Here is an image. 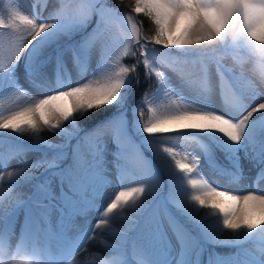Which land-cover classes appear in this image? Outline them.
Listing matches in <instances>:
<instances>
[{"label": "snow or ice", "instance_id": "6c2138e0", "mask_svg": "<svg viewBox=\"0 0 264 264\" xmlns=\"http://www.w3.org/2000/svg\"><path fill=\"white\" fill-rule=\"evenodd\" d=\"M47 3L33 0L31 13L17 0L0 6V94L29 96L18 79L22 59L31 86L51 93L0 113V264H188L192 236L185 225L207 228L218 242L239 249L212 264H264V194L222 191L201 168L202 157L216 175L239 181L236 154L243 149L264 181V0H134L126 15L121 0H58L42 18ZM134 14L151 18L152 35H141ZM77 33L81 39L74 40ZM124 56L136 63L123 65ZM66 60L85 72L94 62L96 70L86 81H50L45 65L54 62L57 81L67 80ZM141 65L150 83L129 121L124 101L140 83ZM161 99L169 103L157 105ZM143 105L152 114L148 120ZM106 106L119 115L90 130L81 125ZM45 130L62 142H50ZM170 141L177 146H167ZM25 143L54 155L27 161ZM192 145L198 154L183 150ZM217 150L230 158L231 169ZM13 162L18 166L8 171ZM112 173L118 189L101 209ZM26 184L34 191L24 198L19 189ZM240 203L245 211L237 215ZM165 221L174 249L156 246L166 241ZM118 222L122 229L113 228ZM70 230L78 235L70 238ZM256 237L258 251L240 247ZM90 242L108 254L99 257Z\"/></svg>", "mask_w": 264, "mask_h": 264}, {"label": "rangeland", "instance_id": "374dc122", "mask_svg": "<svg viewBox=\"0 0 264 264\" xmlns=\"http://www.w3.org/2000/svg\"><path fill=\"white\" fill-rule=\"evenodd\" d=\"M5 2V0H0V6H3V3ZM32 0H17L18 5L26 12L31 13L33 11L32 5H31ZM123 15H126L127 13H122ZM42 18H48V15H44L42 16ZM134 20L136 21V18L134 16ZM79 35V33H77L75 36ZM75 36L73 37V39L75 38ZM81 37V34H80ZM9 45H11V43H13L12 40L8 41ZM159 47V46H157ZM131 50H135L134 48H132ZM126 57V56H124ZM121 57V63H122V58ZM132 57V56H129ZM26 58H27V54H26ZM134 59V57H132ZM136 61V59H135ZM229 63H231V61L229 60ZM72 64V66L75 68L77 74L73 75V78H69L70 74H71V70L69 68V65ZM123 65H125L124 63H122ZM130 65H132L130 63ZM56 66V64H55ZM65 67L67 68V80H61V83H76V82H80L81 80L86 81L87 79L92 78V73L96 70V65L95 63H90L88 68L89 70L87 72L79 69L74 63L71 62V60H66L65 61ZM25 68V59H22L20 61V64L17 66V73H18V79L19 82L25 87V90L29 93L28 97H24V98H20L17 99V97L15 95L12 94H0V113H3L4 115H7L9 113V111L14 110L20 106L25 105L26 103L29 102V98H42L43 94H51L49 93H40L38 91V89H34L31 86V83L29 82V80L27 79V75L24 71ZM57 69V66H56ZM255 69L257 71H259L260 69V65L259 63H257L255 65ZM58 72V69H57ZM70 73V74H69ZM49 79V78H48ZM55 79H57V75L55 76ZM131 88L128 90L127 95H126V100L124 101V109L126 108V103H127V98H128V94L130 93ZM193 92L190 90H185V95L188 96L189 98H191L193 96ZM183 99V98H181ZM169 103V101L167 100H163L161 99L160 101H157V105H161V104H167ZM212 103L216 106V108L218 110H220V97L218 94H215L212 96ZM116 108V107H115ZM144 109H148L147 105H144ZM149 111V110H148ZM119 113L116 111V113L109 118L107 121L112 120L114 117L118 116ZM150 116V115H149ZM151 117H147L145 120L150 119ZM106 122V121H104ZM103 122V123H104ZM102 124V123H101ZM94 128V127H93ZM92 129V128H91ZM90 130V129H89ZM47 134V135H46ZM13 136H15V134H12ZM142 135V132H141ZM44 136L46 139H48L50 142L52 143H61V137L59 135H55L52 134L50 131L45 130ZM4 136L2 133H0V139H3ZM75 143V140L73 142V144ZM25 147L29 148V150L25 153L24 159L27 161H33L36 159L41 158L45 152H47L48 157L51 158L54 153L52 150L48 149L46 146H39L38 150H32L33 145L31 143L27 144L25 143L24 145ZM167 146L170 147H176L177 144L174 141H170L168 143ZM110 149L111 151H115V145H110ZM184 151H188V152H195L198 154V149L195 145L192 146H187L183 148ZM216 156L219 160V162L228 169H231L232 167V161L230 160V158L226 157L224 155L223 152H220L219 150L216 151ZM109 161L111 160V156H108ZM18 166L17 162H13L10 164V166L7 168L8 171H11L13 167ZM236 167L238 170H240L242 172L243 175V181H237V182H230L228 180H220L211 176H207V173H213L207 166L206 162L204 161V159L201 157V168L203 171V174L211 181L213 182V184L215 186H218L220 188V190L222 191H227V190H232L234 192V194L236 195H244L247 194L248 191L253 190V188H255L259 194H264V181H259L258 180V168L257 166L254 164L253 161H251L249 159V157L245 154L243 149H240V151L236 154ZM109 171H111V166L109 165ZM43 172V169H38L35 172V175L40 177V180L43 181L44 176L41 175V173ZM216 177V176H215ZM194 178H198V177H194ZM223 178H227V177H223ZM110 179V185L109 187L106 189V195L105 198L103 199V201L101 202V209L104 205H106V203L110 202V197L113 195V190L114 189H118V181L115 178V174L112 173L109 176ZM258 183H256V182ZM254 182V183H253ZM253 184H260L261 186H254ZM56 185H57V181L53 180V190H56ZM128 186H136L135 184H129ZM167 188L165 186V192H166ZM19 191L23 194L24 198H27L28 196L32 195V192L34 191L33 187L31 184H26L24 186H22ZM164 195V192L161 193V196ZM243 211H245V208L243 206L242 203H240L237 206V215H240ZM95 215V213H91L90 216ZM51 220L53 222V224L56 223V216L53 215L51 217ZM83 218L82 217H76L74 220V223L76 224H81L82 223ZM20 222L23 223L22 221V215L20 217ZM186 228H188L189 232L191 233L192 239L189 240L188 245L190 248V253H189V260H188V264H212L213 261L218 260V258H226L229 255H235V253L239 250L236 247H232L227 243H222V242H218L213 235L211 234V231L207 228H194L191 225H185ZM123 224L121 222H118L116 224L113 225V228L115 229H122ZM164 227L165 230L167 231V238L166 241H157L156 242V246L157 247H162L165 245L169 248V249H174L175 248V237L172 234L171 230L168 229L167 226V222H164ZM19 232H17V236L19 237ZM78 235V233H76L75 231L70 230L68 232V236L70 238H74ZM104 240H106L108 243H113L115 241V237L110 236V235H105L103 237ZM223 239L227 240L229 239V233H227V231L225 232V234L223 235ZM17 243H19V239L16 241ZM90 245L94 246L92 249L96 250L99 254V257H103L106 254H108V250L103 248L102 245H100L99 243H93L90 242ZM241 248L244 249H248L250 251L256 252L258 251L259 247H260V239L259 237H256V239L254 240H245L241 245ZM77 256V255H76ZM75 256V257H76ZM94 258L97 257H89V260H92Z\"/></svg>", "mask_w": 264, "mask_h": 264}, {"label": "trees", "instance_id": "16d2710c", "mask_svg": "<svg viewBox=\"0 0 264 264\" xmlns=\"http://www.w3.org/2000/svg\"><path fill=\"white\" fill-rule=\"evenodd\" d=\"M109 3H115V0H109ZM134 3V0H121V6L119 11L122 13H127L130 8L132 7ZM136 21L140 22V32L141 35H152L154 33L155 25L154 22L151 21V18L147 17L144 14L135 15ZM81 39L80 34L75 36L74 40ZM122 63L125 65L135 64V58L126 56L122 58ZM140 72V83L135 84L133 83V86L131 87L130 93L128 94L127 103H126V111H127V117L128 120H132L133 110L137 107V105L141 101V97L145 91L146 88H148V85L150 81L145 80L144 78V68L143 65L139 68ZM152 83H155V78H153ZM144 107V105H143ZM117 109L114 106H106L104 109L99 110L96 113L91 114L89 117H85L84 120L81 121V125L86 128L90 129L91 127L97 126L104 121H107L109 118H111L115 113ZM150 115V116H149ZM151 112L148 111V109H144V117L145 120L147 117H151ZM74 140L72 141V143ZM148 153H146L147 155ZM151 158V156H150Z\"/></svg>", "mask_w": 264, "mask_h": 264}, {"label": "clouds", "instance_id": "9594fccd", "mask_svg": "<svg viewBox=\"0 0 264 264\" xmlns=\"http://www.w3.org/2000/svg\"><path fill=\"white\" fill-rule=\"evenodd\" d=\"M8 264H32V261L17 259V260L9 261Z\"/></svg>", "mask_w": 264, "mask_h": 264}, {"label": "bare ground", "instance_id": "6f19581e", "mask_svg": "<svg viewBox=\"0 0 264 264\" xmlns=\"http://www.w3.org/2000/svg\"><path fill=\"white\" fill-rule=\"evenodd\" d=\"M47 135V134H46ZM256 182V181H255ZM254 183V182H253ZM256 183H258V182H256ZM254 186H261L260 184H253ZM90 247H91V249L94 247V246H92V245H90ZM82 257H81V255H77L76 257H75V260H77V261H79L80 259H81Z\"/></svg>", "mask_w": 264, "mask_h": 264}]
</instances>
